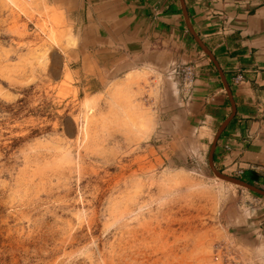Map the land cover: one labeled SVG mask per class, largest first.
Wrapping results in <instances>:
<instances>
[{
	"label": "rangeland",
	"instance_id": "rangeland-1",
	"mask_svg": "<svg viewBox=\"0 0 264 264\" xmlns=\"http://www.w3.org/2000/svg\"><path fill=\"white\" fill-rule=\"evenodd\" d=\"M50 5L0 0V264H264V198L171 134L166 70L105 79Z\"/></svg>",
	"mask_w": 264,
	"mask_h": 264
},
{
	"label": "crops",
	"instance_id": "crops-1",
	"mask_svg": "<svg viewBox=\"0 0 264 264\" xmlns=\"http://www.w3.org/2000/svg\"><path fill=\"white\" fill-rule=\"evenodd\" d=\"M49 2L105 79L193 65L189 100L172 97L171 134L198 133L218 172L264 188V0Z\"/></svg>",
	"mask_w": 264,
	"mask_h": 264
},
{
	"label": "built area",
	"instance_id": "built-area-1",
	"mask_svg": "<svg viewBox=\"0 0 264 264\" xmlns=\"http://www.w3.org/2000/svg\"><path fill=\"white\" fill-rule=\"evenodd\" d=\"M165 74L168 80L175 82L177 97L189 100L197 78L194 66L177 64L169 67ZM241 80V77H237L235 83L238 84Z\"/></svg>",
	"mask_w": 264,
	"mask_h": 264
},
{
	"label": "water",
	"instance_id": "water-1",
	"mask_svg": "<svg viewBox=\"0 0 264 264\" xmlns=\"http://www.w3.org/2000/svg\"><path fill=\"white\" fill-rule=\"evenodd\" d=\"M196 40H197V42L199 43V46L202 48V50H203L207 55H209V57L214 61L213 57H212V56L210 55V53L206 50V48H205V47H204V46L198 41V39H196ZM216 139H217V138L214 139V143H215ZM212 148H213V147H212ZM208 166H209L210 170L212 171V173H213L216 177H218V178H220V179H222V180H224V181H226V182H228V183H231V184H233V185H237V186H240V187H242V188H245V189H247V190H249V191H251V192H253V193H255V194H258V195L264 197V190H263V189H261V188H257V187L252 186V185H249V184H247V183H245V182H243V181H241V180H239V179H236V178H233V177H230V176H226V175H224V174L218 172V171L214 168V166H213V160H212V153H211V152H210L209 155H208Z\"/></svg>",
	"mask_w": 264,
	"mask_h": 264
},
{
	"label": "bare ground",
	"instance_id": "bare-ground-1",
	"mask_svg": "<svg viewBox=\"0 0 264 264\" xmlns=\"http://www.w3.org/2000/svg\"><path fill=\"white\" fill-rule=\"evenodd\" d=\"M66 77H69V75H67ZM136 77V76H135ZM86 129V128H85Z\"/></svg>",
	"mask_w": 264,
	"mask_h": 264
},
{
	"label": "trees",
	"instance_id": "trees-1",
	"mask_svg": "<svg viewBox=\"0 0 264 264\" xmlns=\"http://www.w3.org/2000/svg\"><path fill=\"white\" fill-rule=\"evenodd\" d=\"M256 195V194H255ZM256 196H258V195H256ZM258 197H260V196H258Z\"/></svg>",
	"mask_w": 264,
	"mask_h": 264
}]
</instances>
